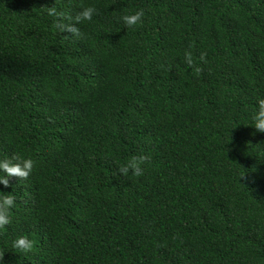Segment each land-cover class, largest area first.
Wrapping results in <instances>:
<instances>
[{"label": "trees", "instance_id": "trees-1", "mask_svg": "<svg viewBox=\"0 0 264 264\" xmlns=\"http://www.w3.org/2000/svg\"><path fill=\"white\" fill-rule=\"evenodd\" d=\"M257 95L264 0H0V264H264Z\"/></svg>", "mask_w": 264, "mask_h": 264}, {"label": "clouds", "instance_id": "clouds-1", "mask_svg": "<svg viewBox=\"0 0 264 264\" xmlns=\"http://www.w3.org/2000/svg\"><path fill=\"white\" fill-rule=\"evenodd\" d=\"M49 15H59L54 6L47 9ZM95 9L93 6L84 7L75 17V19H91ZM145 15L144 9L139 8L133 12L122 14L121 20L126 26H133L141 22V18ZM59 23V21H58ZM72 33H77L78 29L73 25L69 27ZM204 53L202 52L200 58H204ZM185 62L188 65L193 64L192 53L186 51L184 53ZM256 109L251 115V125L258 132H264V95H257L256 98ZM143 157H132L126 164L120 166L119 171L121 173H127L129 168H131L134 175H139L142 169L139 166V161ZM33 160L29 157L21 159H0V184L8 185L9 177H27L29 172L33 167ZM14 195L11 193L8 195L0 194V226L9 223L10 208L14 204ZM12 247L19 250H28L32 247V241L26 235H19L12 241Z\"/></svg>", "mask_w": 264, "mask_h": 264}]
</instances>
